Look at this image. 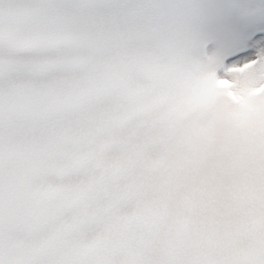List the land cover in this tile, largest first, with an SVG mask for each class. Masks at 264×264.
Returning <instances> with one entry per match:
<instances>
[{
    "label": "snow or ice",
    "instance_id": "snow-or-ice-1",
    "mask_svg": "<svg viewBox=\"0 0 264 264\" xmlns=\"http://www.w3.org/2000/svg\"><path fill=\"white\" fill-rule=\"evenodd\" d=\"M0 264H264V0H0Z\"/></svg>",
    "mask_w": 264,
    "mask_h": 264
}]
</instances>
